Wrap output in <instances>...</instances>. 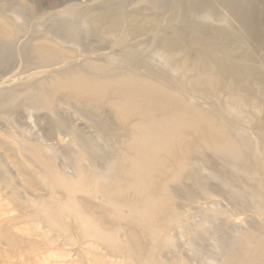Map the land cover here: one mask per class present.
Segmentation results:
<instances>
[{
	"label": "bare ground",
	"instance_id": "obj_1",
	"mask_svg": "<svg viewBox=\"0 0 264 264\" xmlns=\"http://www.w3.org/2000/svg\"><path fill=\"white\" fill-rule=\"evenodd\" d=\"M174 1L194 13L215 14L210 0ZM217 1L229 7L237 18L244 30L242 36H227L220 29L195 24L184 29V38H181L183 31L165 36L162 51L169 57L181 54L182 60L175 66L193 72L194 82L205 84L219 80L217 84L221 81L237 85L248 96L262 102L264 76L242 51L239 41L243 43L246 36L251 37L264 50V0ZM100 22L103 26L107 20L102 18ZM111 27L117 29L116 24ZM6 45V31L0 29L1 60L11 56L5 51ZM33 52L38 56L34 63H48L55 58L45 47L35 48ZM119 68L123 69H103L90 76L87 68L62 71L52 78V90L54 85L65 90L67 100L79 103L101 100L120 119L135 118L136 122L134 126H127L124 134L116 136L112 128L108 132L98 121H93L101 127L98 130L106 137L108 147H112L110 135L125 140L121 150L110 153L92 140L82 142L81 134L75 133V143L85 144L91 153L86 151L71 158V165L77 168V175L72 178L53 170L56 167L53 159L45 163L48 194L28 204L26 209L32 219L31 226L38 221L45 227V232L39 234L41 249L30 250L34 256L42 257V262L59 264L74 253L77 259L72 260L73 264H189L177 258L168 261V254L173 253L170 234L184 222L181 215L175 214L177 205L173 204L175 190H171V182L182 177L194 186L206 187L209 179L194 166L196 158L208 164L215 155L222 165V171L214 173L217 178L230 185L238 196L264 201V119L253 124L258 142H251L229 113L232 106L245 104L239 91L230 96L228 104L221 106L209 91L189 90L167 73L158 72L149 61L126 66L121 63ZM252 84L263 90V100L254 94ZM43 85L36 84L31 91L0 92V109L54 111L56 92L47 91V85ZM191 100H202L203 105L192 106ZM20 149L35 155L40 152L37 144L29 142L23 143ZM172 168L176 174L170 173ZM185 185L188 184L185 182ZM210 195L206 193V197ZM253 211L264 212V206L256 205ZM139 231L145 235L142 237ZM239 233V237L228 242L226 254L218 264H264V225L252 230L240 229ZM18 243L7 245L16 257L30 260L19 253L23 242ZM39 252L42 255H37ZM107 256L115 262H110ZM32 261L41 263L33 258Z\"/></svg>",
	"mask_w": 264,
	"mask_h": 264
},
{
	"label": "rangeland",
	"instance_id": "obj_2",
	"mask_svg": "<svg viewBox=\"0 0 264 264\" xmlns=\"http://www.w3.org/2000/svg\"><path fill=\"white\" fill-rule=\"evenodd\" d=\"M210 3L215 14L211 11L194 13L174 0H0V29L6 31L5 51L7 49L11 54L7 59H0L3 61H0V92L31 91L39 83L47 85V91L56 92L54 111L20 107L0 109V264H35L32 258L35 262L45 263L40 260L42 257L30 252L31 249H41L39 234L45 232V227L38 221L31 226L32 219L26 210L28 204H34L48 194L45 184L48 182V166L45 163L53 159L56 165L53 170L72 178L77 175V168L71 165V158L90 152L85 144L79 146L75 143V133L81 134L82 142L92 140L110 153L121 150L125 140L110 135L112 147H108L106 137L98 130L101 127L94 125L93 121H98L108 132L112 128L116 136L124 134L125 128L136 122L135 118L120 119L112 107L101 100L99 103L67 100L65 90L56 89L55 85L52 90L50 85L59 72L87 68L90 76L103 69L122 70L119 68L121 63L126 66L149 61L158 72L167 73L189 90L209 91L221 106L228 104L230 96L239 91L245 104L232 106L234 113L228 109L230 116L251 142H258L253 124L264 119V101L248 96L237 85L221 81L217 84L219 80L205 83L207 86L203 82H194L193 72L175 66L180 64L181 54L169 57L162 51L165 36L183 31L181 38H184V29L195 24L212 26L227 36L243 35L244 30L229 7L217 0H210ZM102 18L107 20L103 26ZM114 24L117 29L111 27ZM239 46L264 76V50L247 36L243 43L239 41ZM41 47L51 50L55 58L48 63H34L38 56L33 50ZM224 87L227 89L223 90ZM252 87L254 94L263 100V90L256 84ZM189 103L203 105L202 100ZM205 107L209 108L208 105ZM27 142L37 144L40 152L35 155L20 149ZM195 160L194 166L209 181L206 187L200 188L182 177L171 182V190H175L173 204L177 205L175 214L181 215L184 222L170 234L173 253L168 254V261L177 258L189 264H218L226 254L228 242L239 237L240 229L252 230L264 225V212L253 211L256 205L264 206V201L238 196L230 185L217 178L214 173L222 171V165L215 155L208 164L204 159ZM170 173L176 174L175 169L172 168ZM185 182L188 185L183 186ZM206 193H211L210 197H206ZM140 235L143 237L145 233L141 231ZM18 242H23L19 253L30 260L16 257L7 245ZM107 258L115 262L113 257ZM73 259L77 257L70 253L59 264H71Z\"/></svg>",
	"mask_w": 264,
	"mask_h": 264
}]
</instances>
